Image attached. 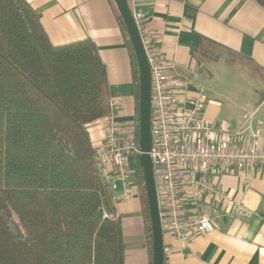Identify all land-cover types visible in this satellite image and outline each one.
<instances>
[{"label": "trees", "instance_id": "1", "mask_svg": "<svg viewBox=\"0 0 264 264\" xmlns=\"http://www.w3.org/2000/svg\"><path fill=\"white\" fill-rule=\"evenodd\" d=\"M122 27L138 146V69ZM108 111L106 68L94 43L54 46L26 0H0V264H123L122 225L102 218L113 207L88 132ZM134 168L152 264L139 157Z\"/></svg>", "mask_w": 264, "mask_h": 264}, {"label": "crops", "instance_id": "2", "mask_svg": "<svg viewBox=\"0 0 264 264\" xmlns=\"http://www.w3.org/2000/svg\"><path fill=\"white\" fill-rule=\"evenodd\" d=\"M54 46L91 40L103 62L109 102L116 103L121 130L134 127L135 90L124 23L113 0H26ZM130 11L146 14V27L158 54L173 62L170 71L180 100L200 87L203 77L241 71L253 82L240 110L222 113L208 98L204 117L230 134L248 136L259 130L264 145V8L255 0H126ZM125 27V26H124ZM238 69V70H237ZM211 81V79H209ZM104 117L88 127L96 147ZM245 172L216 176L221 197L206 196L192 208L197 217L214 221L213 231L196 235L187 246L162 237L164 264H264V169L247 179ZM138 185V184H137ZM122 187L111 193L114 214L122 225L123 264H149L139 194L122 199ZM241 207L247 216L235 213Z\"/></svg>", "mask_w": 264, "mask_h": 264}, {"label": "built area", "instance_id": "3", "mask_svg": "<svg viewBox=\"0 0 264 264\" xmlns=\"http://www.w3.org/2000/svg\"><path fill=\"white\" fill-rule=\"evenodd\" d=\"M150 77V135L148 153L153 166L157 207L163 234L184 246L199 234L213 231L212 219L197 217L192 208L206 196L221 197L216 176L245 172L251 179L264 169V145L259 130L248 136L230 134L222 125L214 126L203 115L208 98L201 87L180 100L170 71L173 62L157 52L146 27L147 16L132 11ZM116 103L109 102L104 116L101 142L94 147L95 165L102 184L110 195L122 187V199L138 194L134 161L141 152L135 143L133 128L121 130L115 121ZM114 198L111 197L113 202ZM235 213L247 216L241 207ZM102 218L118 220L114 211H102ZM169 249L163 247V255Z\"/></svg>", "mask_w": 264, "mask_h": 264}, {"label": "water", "instance_id": "4", "mask_svg": "<svg viewBox=\"0 0 264 264\" xmlns=\"http://www.w3.org/2000/svg\"><path fill=\"white\" fill-rule=\"evenodd\" d=\"M129 36L138 69V147L141 152L139 165L142 168L145 193L149 209L152 230V264H163L162 232L157 207L156 188L153 166L149 158L151 148L150 135V77L149 67L143 51L138 31L126 0H113Z\"/></svg>", "mask_w": 264, "mask_h": 264}, {"label": "rangeland", "instance_id": "5", "mask_svg": "<svg viewBox=\"0 0 264 264\" xmlns=\"http://www.w3.org/2000/svg\"><path fill=\"white\" fill-rule=\"evenodd\" d=\"M198 83L210 99L220 103L222 113L232 112L236 115L241 112L240 102L244 100L243 97H245L248 87L257 82H253L251 78L238 70L234 72L219 71L212 78L203 77L202 82Z\"/></svg>", "mask_w": 264, "mask_h": 264}]
</instances>
